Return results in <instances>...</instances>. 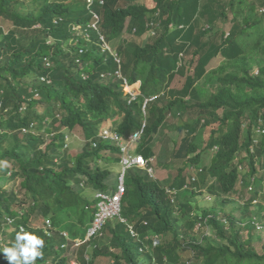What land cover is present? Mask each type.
<instances>
[{"label":"trees","instance_id":"trees-1","mask_svg":"<svg viewBox=\"0 0 264 264\" xmlns=\"http://www.w3.org/2000/svg\"><path fill=\"white\" fill-rule=\"evenodd\" d=\"M152 2L149 9L119 7V0H0V250L23 230L44 240L35 264H68L60 233L83 239L96 207L89 196L114 190L108 166L118 162L116 145L92 148L91 142L104 128L125 139L145 121L137 153L150 158L151 143L172 118L182 120L176 130L183 137L171 152L180 166L169 187L191 182L192 190L183 193L192 197L171 203L157 179L127 175L121 216L141 240L109 222L89 264L98 257L112 264H264L257 233L264 212V134L256 133L264 124V0ZM229 19L228 32L215 31ZM116 41L115 56L105 46ZM218 57L220 65L208 70ZM124 80L138 84L129 104ZM208 128L200 147L194 140ZM69 135L85 141L72 158L65 147ZM18 179L19 191L8 187ZM198 183L222 202L246 189L243 218L197 213L189 200ZM253 210L255 216L245 217ZM47 220L54 240L45 234ZM198 221L219 243L205 229L195 231ZM152 233L162 245L139 253ZM180 250L190 251V259L182 262ZM0 264H8L3 253ZM80 264L88 263L81 258Z\"/></svg>","mask_w":264,"mask_h":264},{"label":"rangeland","instance_id":"rangeland-1","mask_svg":"<svg viewBox=\"0 0 264 264\" xmlns=\"http://www.w3.org/2000/svg\"><path fill=\"white\" fill-rule=\"evenodd\" d=\"M253 1V0H248ZM145 5L147 8H153L154 3L152 2V0H119V7H126L128 5ZM259 6V5H258ZM260 9H263L264 6H259ZM258 8V9H259ZM259 9V12H260ZM261 14V13H260ZM259 15V17L261 18V15ZM231 19V18H230ZM227 21V23H225L223 26L222 25H218L215 28V31H217L218 29H222L223 31L228 32V29L231 26V22ZM1 25V24H0ZM6 26V25H5ZM4 26V27H5ZM131 40V38H130ZM146 40V39H144ZM121 41H116L113 42L111 44L106 45V47L108 49H110V53L112 55L116 56V52L114 51V47L118 44H120ZM222 61V58L218 57L217 59H214L207 67L208 70L210 69H216L220 63ZM256 73V72H255ZM183 82L182 81H178V79L176 80V84L175 87H181V84ZM216 87V81H213L209 88L213 89ZM138 88V84L134 85L132 87L129 88V91H133L134 89ZM185 123L188 122V119L184 120ZM182 123L181 119H172V118H168L167 121V128L166 129H161L160 132L158 133V135L155 137L153 143H151L152 146V150H153V175H152V179H157V181L160 182V185L163 187H167L169 186V184L171 183V179L173 180L176 176L175 172L176 170H178L180 163L178 161H176L173 157V155L171 154L172 150L174 149V144L178 143L180 138L183 137V133L180 134L179 131L176 130L177 127H179ZM184 123V122H183ZM208 131L209 128L206 129V131H204L201 135V137H197L194 142L197 143L200 147H202L204 145V142L206 141V139L208 138ZM75 135L79 136L78 133H75ZM259 135V134H258ZM70 137V141L68 144V148L69 151L67 152V157H71L74 154L80 153L82 147L84 146V142L81 141V138L77 139L74 138V136L72 137V135H69ZM150 146V145H149ZM260 160L262 161V158H260ZM258 161V160H257ZM207 162V159H206ZM259 162V161H258ZM260 165L261 163H257V170L258 172H261L260 169ZM108 168H112L113 171H117L115 167H108ZM135 175V174H141L143 175L144 172L140 173L138 170L133 169L128 171L127 175ZM115 175V173H114ZM194 177L197 180V176L194 175ZM20 180H16L15 183L12 182V185L8 186L11 188H14L15 191H19L20 190V186H19ZM194 198L190 199L189 201L195 205L196 204V208H197V213L203 211V210H207V211H215V212H221L219 213V215L224 216V217H229V216H233L234 218H236L237 220H239L240 218H243L242 212H241V207H243L244 202L246 200V198L249 197L248 191H246V189L239 190V191H235L231 197L229 198V201L226 202H222L223 199H216V198H212L209 197L208 195L205 194V189L203 188H199V183L197 184V189L194 190ZM185 193H181L179 201H185L188 200L190 197H192L189 194H186L184 196ZM20 196V195H19ZM184 197V199H183ZM262 199H264L263 195L260 196ZM260 198V199H261ZM88 200L91 202L92 201V197L89 196ZM222 202V203H221ZM260 202V200H258L256 203L252 204V207H254V209H256V206L258 205V203ZM27 208V206L25 207ZM196 213V211H195ZM256 210L253 211H248L245 214V217H253V215L255 216ZM263 218L261 220H258L257 223L259 225V229L257 230V233L259 234V236L261 237V239L264 241V212L262 213ZM249 218V219H250ZM42 219L38 220L36 222V225L40 226V224ZM245 221H248L245 219ZM35 224V222L33 223ZM195 237L197 239L200 238V236L198 235V233H194ZM205 236L212 242L215 243H219L217 242V238L216 235L214 234V231L211 229H208L206 231ZM166 242L170 241V239L165 240ZM261 243L260 242H255V247L258 249V251L261 253L260 247ZM69 257L71 258V255L69 254ZM191 257V252L190 251H183L180 250V260L182 262L189 260ZM142 257H140L141 259ZM70 260V259H69ZM143 262V261H142ZM93 264H112V261L110 258H105V257H98Z\"/></svg>","mask_w":264,"mask_h":264},{"label":"clouds","instance_id":"clouds-1","mask_svg":"<svg viewBox=\"0 0 264 264\" xmlns=\"http://www.w3.org/2000/svg\"><path fill=\"white\" fill-rule=\"evenodd\" d=\"M102 39H103V37H102ZM117 74L119 75V73H117ZM124 81H126V80H124ZM124 81H123L124 89H125L126 94L128 95V99H129L130 98L129 88L134 86V85L130 86V85H128L127 81H126V84L124 83ZM136 90L137 89H134L133 91H136ZM137 95H138V93H137ZM143 114L145 115V111L143 112ZM144 124H145V121L142 123L143 129H144ZM104 126H105V124L102 126V128ZM104 131H107L110 134H114V133H111L110 131H108V129H106V128L102 129L101 132L99 133L98 137H97V141L91 142V147L97 148L99 142L116 145V149H117V155L116 156L118 157V162H117V164H111L108 166V167L113 166L117 170V171H113L111 168V171L115 173V175L113 173V175L111 176V177H113L111 180L113 181L114 190L110 189V190H106V191H96V192H94V194H92L93 195L92 199L95 202V206H96L94 208L95 213H94V216H93L89 226L86 229V233H85V236L83 239L71 238L69 233H67V232L60 233V235H59L60 236L59 250L63 251L64 256L67 258L68 264H80L81 258L86 263L89 264V262L91 260L92 247L97 246V248H100L99 246H100V242L103 240V237H104L105 227L109 222H119V223L125 225V227L127 228L132 239H134L136 241L141 240L140 235L135 230L134 226L131 225L130 223H128L127 220L121 216L122 198H123L125 192L121 198L119 216L106 217L101 221L100 224H98V225L95 224V221L98 218V215L100 214V208H99V203L101 201L100 196L105 195L107 197H112L116 193L117 187H118V179L122 173L121 172V164H120L122 153H121L120 148L118 146V142H114V141L109 140V139H104L103 138V132ZM143 132H144V130H143ZM116 136H118V135H116ZM118 138H119V142H121V143H125L128 140V137L125 139H122L118 136ZM66 139L70 141V138H66ZM141 140H142V137H141L140 141L138 142V144L135 145L130 150V155L133 157H137V156L141 157L143 159V161H145V163L147 162V164L145 167H141L139 165L133 166L128 171L133 170V169L140 170L141 173L142 172L147 173V175H149L152 178V175H153L152 163L154 160L153 157L145 158L143 155L137 153V149L141 143ZM81 141H83L84 145H85V141L84 140H81ZM68 144H69V142L66 144V146H65L66 148H68ZM81 151H82V149H81ZM149 169L152 170L151 173L148 172ZM128 171L124 175V181H123L124 188H125V179H126ZM194 175H196V172H193L191 179L195 178ZM190 181H192V180H190ZM195 181H197L196 178H195ZM195 181H192V182L194 183ZM191 184H192L191 182H190V184L189 183L185 184L183 186V188L180 190H178L176 188H170L169 186H167V187L165 186L164 188H165L166 194L171 198L170 199L171 203H175V200H178L180 198L181 193H183L185 191L192 190V188L190 187ZM83 186H84V184L79 186V188H81ZM250 188L251 187H249V189ZM125 191H126V189H125ZM191 199H193V198H191ZM219 213H221V212H219ZM194 215H196V214H194ZM45 224H46L45 234L47 235L48 238H50L51 240H54L56 237L55 236L56 231L53 229L51 222L49 220H47L45 222ZM203 225L204 224L201 221H198L195 224V231L204 230L205 228L203 227ZM208 229H210V228L205 229V234H206V231ZM155 238H159L160 243L154 244ZM144 240L146 242H148L149 244L148 245L143 244V246L139 250V253H144L145 251H151V250L156 249L157 247H160L162 245L161 244L162 238L156 234H153V233L146 235ZM93 242H94V245L92 244ZM105 244L107 245L106 241H105ZM43 247H44V240L42 238H40V237H38L32 233H28V232L21 230V232L17 233L13 245L11 247L3 248L2 250H0V253H3L8 264H35L36 260L38 258H41L43 255V253L41 251V249H43ZM86 248H87V251L85 252L84 255H82L81 253ZM69 254L71 255V258L69 257ZM105 258H107V257H105Z\"/></svg>","mask_w":264,"mask_h":264},{"label":"built area","instance_id":"built-area-1","mask_svg":"<svg viewBox=\"0 0 264 264\" xmlns=\"http://www.w3.org/2000/svg\"><path fill=\"white\" fill-rule=\"evenodd\" d=\"M260 13L261 14L264 13V8L260 9ZM152 34H153V32H152ZM101 39H102V37H101ZM105 48L107 49L106 46H105ZM118 77H120V75H118ZM124 83L126 84V81H124ZM129 94H130V98L128 99V103L134 101L138 97V95L135 91H130ZM152 100H153V98L144 100L143 106H142L143 112L145 111L146 104L148 102H151ZM143 130L144 129L142 127L139 131L130 135L128 137L127 142H125V143L119 142V138L115 134H110L107 131L103 132V138L104 139H109V140H112L114 142H118V146H119L120 151L122 153L121 161H120L122 173L118 179V187H117L116 193L112 197H107L105 195L100 196V198H101V201L99 203L100 214L98 215V218L95 221L96 225L100 224L101 221L106 217L119 216L121 198L125 192V188L123 186L125 173L133 166L139 165L141 167H145L147 164V162L145 163V161H143V159L141 157H139V156L133 157L130 155V150L135 145H137L138 142L140 141V139L143 135ZM256 133L261 134V135L264 134V124L262 125V128H257ZM148 172L151 173L152 170L149 169ZM191 180L195 181V178H192ZM158 243H160L159 238H155L154 244H158Z\"/></svg>","mask_w":264,"mask_h":264}]
</instances>
